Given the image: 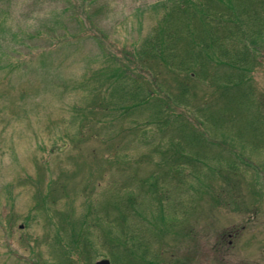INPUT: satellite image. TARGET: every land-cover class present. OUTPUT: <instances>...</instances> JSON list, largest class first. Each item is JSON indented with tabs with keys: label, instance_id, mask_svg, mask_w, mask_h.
Here are the masks:
<instances>
[{
	"label": "rangeland",
	"instance_id": "1",
	"mask_svg": "<svg viewBox=\"0 0 264 264\" xmlns=\"http://www.w3.org/2000/svg\"><path fill=\"white\" fill-rule=\"evenodd\" d=\"M104 258L264 264V0H0V264Z\"/></svg>",
	"mask_w": 264,
	"mask_h": 264
},
{
	"label": "trees",
	"instance_id": "2",
	"mask_svg": "<svg viewBox=\"0 0 264 264\" xmlns=\"http://www.w3.org/2000/svg\"><path fill=\"white\" fill-rule=\"evenodd\" d=\"M230 4H232V3H230ZM200 7V11L202 10H204L203 8H202V4L199 6ZM236 7V5L235 4H233V5H230V8L231 9H234ZM208 12H202L201 13V15H202V19H208V17H210L208 14H207ZM215 15H212L211 17H214ZM217 17V16H216ZM220 18V17H219ZM219 18H217V19H219ZM234 19V18H233ZM232 19V20H233ZM235 19H238V17L236 16V18ZM207 21V20H206ZM258 35L260 36L261 35V29L260 30H258ZM146 43V45H150L149 46V51L151 52V56H154V57H157V56H161V52L163 53V52H165L166 51V57H169V58H173V56H174V50L173 49H168V47L166 46L165 47V50L163 49V48H161L160 47V45H157L158 47L156 48V47H153V49H154V51H155V55H153L152 54V51H153V49H152V47L151 46H153V44H151V43H149V42H145ZM169 50V51H168ZM167 52H169V53H167ZM239 71V70H238Z\"/></svg>",
	"mask_w": 264,
	"mask_h": 264
},
{
	"label": "water",
	"instance_id": "3",
	"mask_svg": "<svg viewBox=\"0 0 264 264\" xmlns=\"http://www.w3.org/2000/svg\"><path fill=\"white\" fill-rule=\"evenodd\" d=\"M94 264H110V261L108 259H101L96 261Z\"/></svg>",
	"mask_w": 264,
	"mask_h": 264
}]
</instances>
